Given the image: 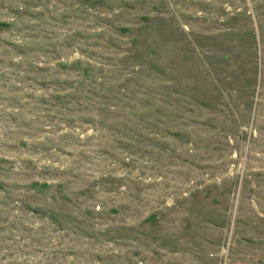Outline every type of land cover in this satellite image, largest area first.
Listing matches in <instances>:
<instances>
[{
	"label": "rangeland",
	"instance_id": "rangeland-1",
	"mask_svg": "<svg viewBox=\"0 0 264 264\" xmlns=\"http://www.w3.org/2000/svg\"><path fill=\"white\" fill-rule=\"evenodd\" d=\"M0 264H264V0H0Z\"/></svg>",
	"mask_w": 264,
	"mask_h": 264
}]
</instances>
